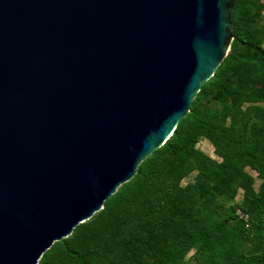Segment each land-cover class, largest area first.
<instances>
[{"label":"water","instance_id":"95a60500","mask_svg":"<svg viewBox=\"0 0 264 264\" xmlns=\"http://www.w3.org/2000/svg\"><path fill=\"white\" fill-rule=\"evenodd\" d=\"M236 0H0V264H38L189 113Z\"/></svg>","mask_w":264,"mask_h":264},{"label":"trees","instance_id":"16d2710c","mask_svg":"<svg viewBox=\"0 0 264 264\" xmlns=\"http://www.w3.org/2000/svg\"><path fill=\"white\" fill-rule=\"evenodd\" d=\"M263 1L236 0L230 52L173 135L103 210L38 264H184L194 248L218 264L217 240L234 249L240 237L253 241L248 230L262 249L236 255L230 264H264V188L257 191L244 174L250 166L264 178V28L257 31ZM244 103L256 105L248 112ZM201 140L212 144L217 158L198 150ZM238 179L244 203L226 208Z\"/></svg>","mask_w":264,"mask_h":264},{"label":"rangeland","instance_id":"374dc122","mask_svg":"<svg viewBox=\"0 0 264 264\" xmlns=\"http://www.w3.org/2000/svg\"><path fill=\"white\" fill-rule=\"evenodd\" d=\"M264 4V1L262 2ZM264 26V17L263 20L259 23V26L257 27V31L259 33L261 30H263ZM255 103H244L243 108L245 111L250 112L252 110V107L255 106ZM228 122L230 121L229 117H227ZM198 150L201 151L202 153L212 157V158H217L216 155L214 154V148L212 144L208 140H201L199 145H198ZM244 174H246L249 177L253 178V187L257 190L260 191L261 189L264 188V178L261 177V175L256 172L253 168L250 166H247L244 169ZM189 180H186L185 183H187ZM242 181L238 179V181H235L233 188L235 192V197L233 198H228L226 199V208L232 205H237V204H243L245 200V192L242 189L241 186ZM89 221V220H88ZM245 236H249L253 239L252 240H247L246 239H241L237 240L234 243V249H229L228 247L225 246V240H217L216 246L213 248L214 253H218L221 257L216 258V261L218 264H230L231 261L234 259L236 255H240L241 253H248V254H256L258 253L262 247L259 244V238L256 235L255 231L253 230H248L245 234ZM198 248L192 249L188 255L185 258L184 264H210L209 259L207 255L205 256H200L198 252Z\"/></svg>","mask_w":264,"mask_h":264},{"label":"built area","instance_id":"2783aa9c","mask_svg":"<svg viewBox=\"0 0 264 264\" xmlns=\"http://www.w3.org/2000/svg\"><path fill=\"white\" fill-rule=\"evenodd\" d=\"M242 218L248 220V216H244V215H242Z\"/></svg>","mask_w":264,"mask_h":264}]
</instances>
